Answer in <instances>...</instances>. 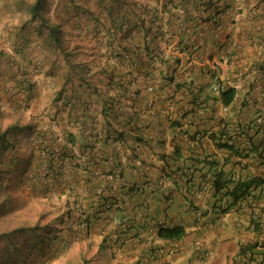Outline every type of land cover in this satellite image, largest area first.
I'll return each instance as SVG.
<instances>
[{
  "label": "crops",
  "instance_id": "0c3cea01",
  "mask_svg": "<svg viewBox=\"0 0 264 264\" xmlns=\"http://www.w3.org/2000/svg\"><path fill=\"white\" fill-rule=\"evenodd\" d=\"M196 1L46 0L44 14L52 31L34 21V32L22 43L24 55L14 49L20 47L17 42L8 43L11 55L0 76L4 107H17L32 122L30 139L62 146L72 132L77 141L71 151L54 149L73 152L81 162L88 152L79 141L90 140L97 130L101 144L109 142L101 145V182L112 180L113 173L106 178L103 172L114 160L118 168L113 171L121 174H114V185L139 182L144 174L166 188L150 195L118 194L124 205L108 211L111 216H140L158 207L164 222L139 227L136 236H131L134 227L119 233L123 243L114 248L119 252L114 264H258L260 258L264 264L263 197L253 213L245 201L216 211L198 177H211L203 162L187 167L196 181L188 183V190L179 172L160 174L175 168L168 160L178 147L197 158L215 159L216 169L231 171L234 178L264 177V0H214L211 15L199 12ZM21 66L32 83L29 95L16 92L15 71ZM215 78L224 88L236 89L230 104L212 89ZM258 116L263 123L255 122ZM253 119L261 128L248 126ZM139 133L146 142L133 140ZM217 141L237 151L219 148ZM33 153L46 156L37 148ZM141 201L147 206L137 205ZM174 223L184 226L182 238L157 236L160 224ZM245 245L248 249L242 250Z\"/></svg>",
  "mask_w": 264,
  "mask_h": 264
},
{
  "label": "trees",
  "instance_id": "16d2710c",
  "mask_svg": "<svg viewBox=\"0 0 264 264\" xmlns=\"http://www.w3.org/2000/svg\"><path fill=\"white\" fill-rule=\"evenodd\" d=\"M45 3L46 0H33L29 4V11L32 19L29 22L34 23V21H37V26L40 24L42 26L45 25L50 31H52L51 27L46 23V17L44 14ZM214 3V0H197L195 8L199 12L201 11V13H209V15H211L213 12L215 13L216 6ZM14 49L19 50V53H25V50L22 51L18 46H14ZM8 59L10 58L7 54L4 59L6 64H8ZM174 61H179V59L174 58ZM17 69L15 72L17 74L19 90L17 89L16 92L23 91V93L29 95L32 89V83L28 72L23 66L20 68L17 67ZM235 93L236 89L229 86L219 91V98L223 104L227 105L232 102ZM1 111L0 115L4 113V110L1 109ZM18 118H16L14 122L3 124V122L1 123L2 119L0 117V222L3 224V226H0V240L9 242L10 247L13 250L17 247V241L22 245L16 249V256L10 259L7 256L4 257L5 253L3 254L4 251L2 250L3 241L0 242L1 256L4 255L3 260H7L8 263H18L19 260L26 261L29 259L32 251H37L39 242L35 241L30 245L27 243V246H25L24 241L29 242L27 240L31 234L44 230L50 225V222H48L43 226L39 221V218L48 212H39L38 218H33L31 214H28L24 217V220H20L24 214L20 215L19 211L24 204L25 206L28 205L22 194V187L27 183L31 192H41L43 196L49 198L48 204H50L51 209L48 208L57 218V212L60 211L59 213L62 218L59 221L60 229L74 231L78 228V231L85 230L87 233L90 232L92 225L97 221L102 220L105 224L111 223L108 221V211H111L112 209L121 210L124 205L125 200L123 198H120V200L118 199L119 193L121 196L126 194L130 197L134 194L137 196L150 195L149 193H155L158 187V190H166V188H162V183H159V179L157 181L155 180L154 183H151L149 178L144 174H142L139 182L133 181L127 186L124 184H121L120 186L117 184L114 185L112 181L116 177L114 174L116 173L118 176L121 175L120 171H113L114 168H118V162L114 163V160L113 164L103 172L105 176L107 175L106 178L113 173L112 180L105 179L104 182H101V145L104 146L109 142L104 139L101 144V138L99 137V132L97 130L90 134L92 137L90 140L86 139V141H79V146L83 148L85 152H88L87 158L81 162L75 160L73 152L67 154L65 151H62L61 153H58L54 149V147L58 146L62 150L68 149V152L71 151V147L77 141L72 132H69L66 135L65 143L62 146L48 144L45 142V139L36 138L35 136V138L29 141V158L24 159V164L22 165V168H20L18 162L21 157L15 152L16 147L11 139L13 136L18 140V134L20 132H26L27 130L32 132L33 127H30V125H32L30 120L23 124L24 126L21 124L19 125ZM258 118L259 120L255 119V122L262 121L263 123V117L258 116ZM255 122L253 119L250 121L249 125H244L254 127L256 130L261 128V124L255 125ZM222 131L223 130H220V134ZM107 135L109 136V133H107ZM122 136V132H119L118 137L122 138ZM115 139L111 138V141H114ZM133 140L135 142H146L140 133L135 134ZM216 145L219 148H230L232 151H237V149H233L232 145L228 144L227 141H217ZM258 145L261 146V141ZM36 148L41 150L46 156H40V154H38L36 158L33 153V150ZM133 150H135V147H133ZM258 150L254 151H257L258 155H261L263 149ZM194 155L195 154L191 153L186 154L182 149L174 147L173 153L169 155L168 161L171 162L175 168L172 170H170V168H163L161 169L160 174L162 176H168L172 172H179L185 177V188L188 190L191 188L188 183L191 184V186L196 183L194 179L192 180V178H194L193 170L188 169L189 166H193L196 161L203 162L205 167L211 170V177L207 180L203 173H201V175L199 174L198 177L200 178L199 180H201L200 183H205L202 188L207 189L211 197L214 198V210L226 211L233 205H239L242 201H245L247 204L249 202L248 206L250 207V213L255 212L252 207H254L261 197L264 198V177L248 176L243 179L234 178L231 171L216 169L218 161L215 159L208 160L205 158H197ZM238 155L247 156L246 153H239ZM103 156L107 157V155ZM103 160L108 163L110 161V159L107 158ZM140 161L142 162V159H140ZM235 163H237V161H235ZM131 166L135 167L136 165L131 162ZM15 171L16 174L12 175L5 182L4 178L7 177V175L13 174ZM200 187L201 185L198 183L196 188L200 189ZM15 193H21L17 199L14 196ZM162 194L165 196L168 195L164 193ZM55 195H57L59 203L51 204L50 201ZM218 200L220 201L219 203H217ZM147 204L141 201L137 205L147 206ZM188 204L189 207L196 209L193 203ZM135 206L136 205L134 204L132 209H134ZM193 211L197 215L200 214L199 211ZM159 213L160 210L158 207H155L154 211L150 213H143L140 216L131 215L127 216V218L125 216V220L121 221L122 224L114 225L112 227L108 237L113 244L115 243V246L118 247L123 243L118 234L125 232L126 229L134 227L137 231L131 236H136L138 235L137 232L139 231V227L149 228L150 226L163 223L164 221L162 222L159 219ZM13 219H16L14 224L11 222ZM254 223L255 226H257V222L255 221ZM185 233L184 226L177 223L172 225L160 224L157 229V236L165 240H178L182 238ZM108 237H106L107 240ZM104 240L105 239H103V241ZM62 244L63 242L58 240L57 243L51 245L53 246L51 250L57 251L61 249ZM241 249H248V247L245 245ZM262 252L263 251H257L255 254L260 255ZM255 261L259 260L256 259ZM258 264H263L261 258Z\"/></svg>",
  "mask_w": 264,
  "mask_h": 264
},
{
  "label": "rangeland",
  "instance_id": "374dc122",
  "mask_svg": "<svg viewBox=\"0 0 264 264\" xmlns=\"http://www.w3.org/2000/svg\"><path fill=\"white\" fill-rule=\"evenodd\" d=\"M32 1L33 0H0V76L4 74L3 71L5 68L3 66L5 64V56H7V54L11 55L7 49L9 41L12 39L22 48L24 46L22 43L30 39L29 35L34 32V23L29 22L32 20L29 11V4ZM21 54H24V52ZM3 76L1 80H3ZM3 93L4 91L0 89V111L1 109L4 110V113L0 115L2 119L1 123L9 124L19 117V125L25 124L27 121H25V117L22 116L17 107H13L10 110L4 107L5 101L2 95ZM13 113L17 116H13ZM30 127L33 126L30 125ZM31 135V131L27 130L26 132H20L18 134V140L12 136L11 140L16 147L15 152L21 157L18 162L20 168H22L24 164V159L29 158V141L31 140ZM15 174L16 171L11 175H7L4 181L6 182ZM20 194L21 193H15V198L17 199ZM22 194L28 205L25 206L24 204L19 211L20 215L24 214L20 220H24V217L28 214H31L33 218H38L39 212H48L41 216L39 221L43 226L48 222H50V225L44 230L31 234L27 240L29 242L24 241L25 246H27V243L30 245L35 241L39 242L37 251H32L31 257L26 261L19 260L18 263H8L7 260H3L6 256L10 259L15 257L16 249L22 245L17 241V247L13 250L9 242L0 240V242L3 241L2 250L4 251L3 254L5 253L3 257L0 252V264H114L115 258H119V252L114 249L116 248V244H113L110 239L107 240L106 238L112 227L106 226L104 221H97L92 225L88 233L85 230L78 231V228H74L76 229L74 231L69 229L62 230L59 224V221L62 219L59 213L60 211L57 212L58 218L50 212L51 207L50 204H48V197L43 196L41 192H31L28 183L23 185ZM50 203H59L57 195L52 197ZM115 218L117 219V217H113V215L111 216L109 214L108 221H110L113 226L116 225V223L113 222ZM15 220L16 219L11 220L12 224L15 223ZM0 226H3L1 222ZM103 239L106 241H103ZM58 240L63 242L61 249L52 251L51 249L53 246L51 245L57 243Z\"/></svg>",
  "mask_w": 264,
  "mask_h": 264
},
{
  "label": "built area",
  "instance_id": "2783aa9c",
  "mask_svg": "<svg viewBox=\"0 0 264 264\" xmlns=\"http://www.w3.org/2000/svg\"><path fill=\"white\" fill-rule=\"evenodd\" d=\"M178 11L180 13H182V12L185 11V9L182 6H180V8H178ZM218 26H219V24H215V27H218ZM212 89L213 90H222V89H224V85H223V83L220 80L215 78V80H214V82L212 84ZM258 120H259V118H258Z\"/></svg>",
  "mask_w": 264,
  "mask_h": 264
},
{
  "label": "clouds",
  "instance_id": "9594fccd",
  "mask_svg": "<svg viewBox=\"0 0 264 264\" xmlns=\"http://www.w3.org/2000/svg\"><path fill=\"white\" fill-rule=\"evenodd\" d=\"M216 24H217V23H216ZM217 91H220V90H217ZM124 218H125V216L117 217V219L115 218V220H114L113 222H115L116 225L122 224L121 221L125 220ZM126 218H127V217H126ZM254 261H255V259H254Z\"/></svg>",
  "mask_w": 264,
  "mask_h": 264
}]
</instances>
